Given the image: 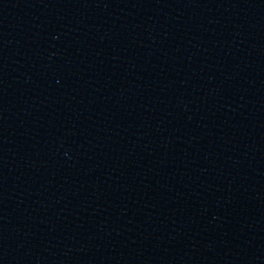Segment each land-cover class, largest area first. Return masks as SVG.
Wrapping results in <instances>:
<instances>
[{"label": "water", "instance_id": "water-1", "mask_svg": "<svg viewBox=\"0 0 264 264\" xmlns=\"http://www.w3.org/2000/svg\"><path fill=\"white\" fill-rule=\"evenodd\" d=\"M0 264H264V0H0Z\"/></svg>", "mask_w": 264, "mask_h": 264}]
</instances>
